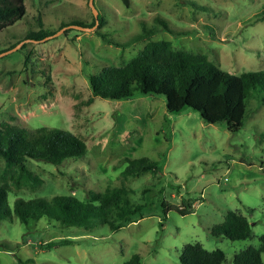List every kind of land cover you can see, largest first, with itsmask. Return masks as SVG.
Returning <instances> with one entry per match:
<instances>
[{
    "label": "rangeland",
    "instance_id": "obj_1",
    "mask_svg": "<svg viewBox=\"0 0 264 264\" xmlns=\"http://www.w3.org/2000/svg\"><path fill=\"white\" fill-rule=\"evenodd\" d=\"M23 3L25 11L0 30V49L19 40L17 48L0 54V126L64 128L84 140L87 151L61 164L28 159L26 165L41 178L35 186H15L0 156V183L9 184L7 204L12 207L16 197L49 200L56 194L83 199L87 190L124 186L132 202L144 208L116 229L107 223L59 227L46 216L27 223L5 216L0 264H122L135 253L138 264H180L182 244L193 241L207 250L222 249V264H233L234 252L258 247L264 232V102L258 94L246 100L243 126L230 132L224 122H207L188 107L168 112L162 94L118 100L92 95L88 75L103 65L124 64L148 39L205 54L230 73L263 69L264 19L256 16L264 0H129L128 7L122 0H93L104 19L99 29L111 39L123 42L143 26L154 29L149 38L126 47L103 42L95 33L98 23L93 30L59 27L72 20L92 22L88 0ZM40 27L55 31L23 39ZM143 156L158 161L157 174H121L125 157ZM181 197L193 200L191 212L164 215L160 201L180 204ZM227 209L246 216L249 237L211 234ZM110 217L120 224L114 212ZM62 238L71 241L47 246ZM261 257L264 264V252Z\"/></svg>",
    "mask_w": 264,
    "mask_h": 264
},
{
    "label": "trees",
    "instance_id": "obj_2",
    "mask_svg": "<svg viewBox=\"0 0 264 264\" xmlns=\"http://www.w3.org/2000/svg\"><path fill=\"white\" fill-rule=\"evenodd\" d=\"M122 2L127 7L130 5L129 0ZM24 11L23 0H0V30L9 26ZM256 18L264 19V5ZM97 19L95 33L103 42L119 47L147 39L154 32L153 28L143 26L141 32L119 42L99 29L104 25V19L98 14ZM94 22L95 17L90 23L72 20L59 27L70 23L90 26ZM38 23L42 25L40 18ZM161 23L170 30L164 21ZM54 31L42 27L28 30L23 39H41ZM18 41L0 49V52L13 47ZM88 81L92 95L115 100L135 94H162L168 112L177 113L188 107L197 111L207 122H224L230 132H237L243 126L247 98L258 94V100L264 102V68L230 73L209 60L205 54L175 48L166 39H148L130 60L120 66L103 65L98 73L88 75ZM86 151L85 141L64 128L46 125L27 128L9 123L0 126V156L5 170H12L11 177L15 186H35L41 182V178L26 165L28 159L61 164L67 158L83 156ZM124 159L127 161L121 171L124 177L145 172L155 175L159 171L156 160L144 156ZM8 191L9 184L6 181L0 183V220L14 214L21 222L27 223L46 216L59 227L87 228L98 222L107 223L110 228L116 229L133 216H141L144 208V204L132 202L129 189L124 186L107 187L103 191L87 190L83 199L74 194H56L49 200L42 197H16L12 207L6 201ZM192 205L191 198L181 197L180 204L164 198L160 201L164 215L169 210H175L181 215L188 214ZM113 212L120 224L111 219ZM210 232L214 236L240 240L251 235V225L239 210L227 209L223 220L214 224ZM259 240L258 247L249 245L234 252L233 264H263L261 253L264 252V232ZM70 241L69 238H62L47 243V246ZM178 260L180 264H222L225 254L220 248L207 250L197 241L184 242ZM139 261L140 255L135 253L122 264H138Z\"/></svg>",
    "mask_w": 264,
    "mask_h": 264
},
{
    "label": "water",
    "instance_id": "obj_3",
    "mask_svg": "<svg viewBox=\"0 0 264 264\" xmlns=\"http://www.w3.org/2000/svg\"><path fill=\"white\" fill-rule=\"evenodd\" d=\"M88 3H89V5H90V7L92 8V11L94 12V17H95V22H94V24H92V25H80V24H69V26H71V27H75V28H78V29H81V30H93L95 27H96V25H97V23H98V20H97V10L95 9V7H94V5H93V0H88ZM55 34V33H54ZM35 40V39H34ZM19 46V45H18ZM18 46H13V47H11V48H8V49H6V50H4V51H1L0 52V54H4V53H6L7 51H10V50H12V49H15V48H17Z\"/></svg>",
    "mask_w": 264,
    "mask_h": 264
}]
</instances>
